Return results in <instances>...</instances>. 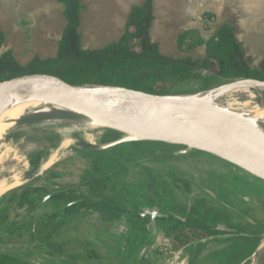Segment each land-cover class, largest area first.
I'll return each instance as SVG.
<instances>
[{"label": "rangeland", "instance_id": "obj_1", "mask_svg": "<svg viewBox=\"0 0 264 264\" xmlns=\"http://www.w3.org/2000/svg\"><path fill=\"white\" fill-rule=\"evenodd\" d=\"M144 1L82 0L83 48L101 49L118 42L131 8ZM64 9L59 0H0V29L6 37L2 52L13 51L24 67L36 57L55 58L67 25ZM154 14L150 36L164 56L204 59L205 42L222 25L230 24L246 54L254 57L255 66L264 59V0H156ZM185 33L189 36L181 48ZM130 47L140 51L139 41L133 40ZM226 84L229 83L211 89ZM261 94L252 101L264 104V91ZM224 100L241 105L249 101L238 95ZM34 112L17 120L18 125L0 141V154L8 151L4 175L10 178L20 173L23 180L20 186L0 196V254L14 256L19 264H215L219 260L238 264L243 257L255 253V246V251L259 249L257 255L252 254L244 264H264L263 180L217 157L186 153L184 148L167 144L126 142L105 147L110 143L103 141L108 129L92 128L86 125L88 119L78 114L58 111L62 119L78 122L62 132L44 121L53 116ZM38 115L48 118L32 121ZM64 140L71 144L62 149L59 162L42 173L43 163L61 148ZM98 149L103 150L100 155ZM38 151L44 154L40 168L35 169L30 160ZM146 151L148 154L142 155ZM27 187H42L51 196L47 195L36 209L28 205L20 208L14 201ZM59 191L80 201L98 203V208L76 207L65 213L66 206L50 201ZM201 197H207L204 202L213 205L210 209L214 208V213L202 209L205 203L196 201ZM177 200L180 203L172 209L170 203ZM77 203L78 200L70 204ZM153 204L161 205L164 215L185 217V210L193 209L191 217L194 220L197 215L199 224L215 217L239 233L258 236L239 235L233 240L199 244L191 238L193 235L185 234L186 227L161 231V227L176 225L172 216L159 222L161 232L157 231L149 244L151 231L138 220L136 212L145 219L140 207L151 208ZM112 213L121 220L111 221ZM55 214L59 218L51 222ZM248 237L254 246H244L238 258L239 244ZM143 242L149 245L140 251L137 245ZM215 252L218 253L199 261L203 255Z\"/></svg>", "mask_w": 264, "mask_h": 264}, {"label": "trees", "instance_id": "obj_2", "mask_svg": "<svg viewBox=\"0 0 264 264\" xmlns=\"http://www.w3.org/2000/svg\"><path fill=\"white\" fill-rule=\"evenodd\" d=\"M59 1L65 7L64 15L67 25L59 42L58 53L55 58L42 60L36 57L27 66H22L15 58L13 51L2 52L6 37L0 29V82L9 79L11 76L23 75L25 71L39 73L45 67L60 69V73L54 74L61 76L73 85L113 86L157 95L205 91L216 85L225 84L236 79L264 81V59L255 66L254 57L246 54L242 43L236 36L235 28L230 24L222 25L205 42L206 57L204 59H174L161 54L159 44L151 39L150 30L156 19L154 14L156 0H145L141 5H135L131 8L125 32L118 42L111 43L101 49L91 50L84 49L82 44L80 29L82 13L85 10L82 0ZM209 17L211 16L209 15ZM188 36V33L182 35L181 48ZM133 40L139 41L140 51H134L130 47ZM204 70L209 71L210 74L205 75ZM167 81L171 82L170 85H165ZM193 85L198 87L196 86L193 89L191 87ZM46 118H48L47 115H38L32 121H41ZM119 138L120 134L118 132L108 130L103 141L109 143ZM132 143L144 142L134 141ZM89 148H93V146ZM102 152L103 150L98 149L97 155ZM43 154L38 151L31 157L30 163L35 169L40 168ZM145 154H148V152L142 153V155ZM85 156L89 157L90 154ZM48 194L49 192L42 187H27L21 197L14 202L20 208L29 205L33 209L36 206H42V201ZM77 200L79 199L71 197L65 191L54 194L50 199L58 206H66L64 207L65 213H70L76 207L91 209L98 208L99 205L95 202L82 201L67 207L68 204ZM111 215L115 218L114 213ZM136 215L138 220H141L143 225L147 226L146 224L150 218L143 219L138 212H136ZM56 218L57 214L53 215L50 218L51 222ZM177 224H180V222ZM177 224L164 229L161 227V231H175L178 228ZM207 230L210 235L221 233L209 227H207ZM198 237L196 235L191 238L196 240ZM245 241L244 239L239 244L241 249L238 258H241L244 246L249 243L253 245L254 243L251 239ZM151 243L152 241H149V244ZM149 244L143 242L137 246L139 250H142L143 247ZM255 250L254 246L253 251L255 252ZM18 262V259L12 255L0 254V264H19ZM242 262L243 260L240 259L238 264ZM219 264H223V261H220Z\"/></svg>", "mask_w": 264, "mask_h": 264}, {"label": "water", "instance_id": "obj_3", "mask_svg": "<svg viewBox=\"0 0 264 264\" xmlns=\"http://www.w3.org/2000/svg\"><path fill=\"white\" fill-rule=\"evenodd\" d=\"M209 75L207 70L203 71ZM54 73H60L58 68H42L39 73L25 71L23 75L11 76L0 82V102L7 98L19 96L32 92H38L42 89L51 88L52 98L62 102L67 111L78 114L88 119L87 124H93L100 121L107 127L105 129L116 131L120 138L105 145V147L117 146L126 142L143 141L167 144L168 146L184 148L186 153H198L217 157L230 162L242 168L246 172L264 181V177L257 175L250 170L245 169L243 164L246 160L261 159L264 160V130L262 134H256L246 130L242 126H237L230 121L222 120L218 122V117L209 111L191 108L182 98L190 95H199L232 86L237 82L247 81L264 88V81L253 79H236L228 82L229 84L199 91L195 93H181L170 95H157L142 91L130 90L121 87L102 86L96 84L73 85ZM120 89L124 92L135 95L143 101L166 107L174 108L190 115H198L203 118L210 117L217 123L219 131L231 139H218L205 135H199L184 130H178L163 126L148 115H139L129 110L121 102L113 101L108 98L101 90ZM264 107V104H262ZM60 111V110H59ZM34 113L50 114L48 111H35ZM59 114L55 112L54 114ZM51 119L44 120L50 121ZM63 120V119H62ZM66 121V120H64ZM264 128V125H263ZM236 140H232V138ZM44 171H42L43 173ZM49 198V197H48ZM72 204H70L71 206ZM143 216L151 219L149 231L153 229L156 234L158 231V218L166 217L161 213L159 207L143 208ZM219 228V231H232L230 229ZM259 249L255 251L257 255Z\"/></svg>", "mask_w": 264, "mask_h": 264}, {"label": "bare ground", "instance_id": "obj_4", "mask_svg": "<svg viewBox=\"0 0 264 264\" xmlns=\"http://www.w3.org/2000/svg\"><path fill=\"white\" fill-rule=\"evenodd\" d=\"M262 91H264V88H260L250 82L243 81L216 91L186 96L182 98V100L185 101L191 108L206 110L216 115L219 123L224 119L226 121H230L231 123H235L237 126H242L248 131H252L256 134H262L264 130V107L259 103L252 101L259 95L261 96ZM101 92L111 100L121 102L132 112L139 115H148L163 126L218 138L221 140L231 139L229 136L224 135L221 131H219L217 126L218 122L215 123V121L210 117L203 118L195 114L190 115L180 110L166 107L164 104L155 105L143 101L135 95L124 92L120 89H102ZM51 93L52 89L47 88L38 92L21 94L19 96L7 98L0 102V141L8 133V131L18 125L17 120L34 111H48L53 113L51 114L53 116H51L52 120L48 123L62 132H66L71 129V127H74V125H77L78 122L66 121L69 123L68 125L64 119L62 120V115L57 113L54 114L59 110H67L69 108L62 102L53 99ZM229 95L242 96L249 101L242 105L237 101H225L224 98ZM90 126L98 129L107 127L100 121H95L93 124H90ZM232 140L234 141L236 138L233 137ZM69 143L70 141L68 140L65 141L62 146L60 145L61 148L53 152L52 155L43 163L41 171L49 170L53 167V165H55V163L63 156L62 149L67 147ZM7 159L8 151L2 155L0 154V196L15 187L20 186L23 182L20 173H16L10 178L4 175L6 172L5 170L3 172V167L6 164ZM11 159L13 158L11 157ZM243 164L245 165L246 170H250L257 175L264 177V160L251 159L244 161Z\"/></svg>", "mask_w": 264, "mask_h": 264}, {"label": "flooded vegetation", "instance_id": "obj_5", "mask_svg": "<svg viewBox=\"0 0 264 264\" xmlns=\"http://www.w3.org/2000/svg\"><path fill=\"white\" fill-rule=\"evenodd\" d=\"M59 192H61V191H59ZM58 193V192H57ZM50 194V193H49ZM48 194V195H49ZM69 194V193H68ZM70 195V194H69ZM51 195H49L48 197H50ZM148 197V196H147ZM154 198H156V197H154ZM205 198H207V197H201V200L199 199V200H196V201H205ZM209 199H211L210 197H208ZM195 201V202H196ZM78 202H82V201H80V200H78ZM180 203V201L179 200H177L176 202H174V203H170V204H172L173 206V208L172 209H175V207H176V205L175 204H179ZM205 204H202V209L203 210H206L207 212H213V210H214V208L213 209H210V208H212L213 207V205H210L209 206V204H207V202H204ZM29 206V205H28ZM38 207H40V206H38ZM37 206L35 207V208H33V209H36V208H38ZM153 207H159L160 208V210L161 211H163L162 210V206L161 205H156V204H153L152 206H151V208H153ZM29 208H31L30 206H29ZM142 210H140L141 211V213H143V208L145 209V207H140ZM32 209V208H31ZM172 209H169L168 211H172ZM139 211V212H140ZM194 213V210L193 209H191L190 211H189V209H187V210H185V217H180V218H176V214L173 216V215H169L168 213L167 214H165L166 215V217H162V218H158V220H157V222H158V231H160L159 230V222L162 220V219H166V220H169V219H172V216L176 219V224L178 223V222H180V224H177L178 225V227H180V226H183V227H186L188 230L186 231V233L185 234H188V235H193V236H196V235H198L199 237L198 238H196V240L195 241H199V242H206V243H208V242H218V241H226V240H233L234 238L233 237H238L239 235H246V236H258V235H255V234H243V233H239V232H237V230H236V228L235 227H233V226H231V224H229V223H226V222H224V221H222L221 219H215V217L212 219V220H204V221H206L204 224L203 223H200L199 224V222H198V219L196 218V216H195V218H194V220H193V218L191 217L192 216V214ZM214 213V212H213ZM204 216H205V213H204ZM59 218V216H58V214H57V218L55 219V220H57ZM147 218H150L149 216H147L145 219H147ZM203 218H205V217H203ZM109 219L111 220V221H120V220H117V219H115L112 215L111 216H109ZM54 220V221H55ZM178 221V222H177ZM209 222V223H208ZM151 224V219H149V221H148V223L146 224L147 225V227L149 228V225ZM50 225V224H49ZM222 226H224L225 228L224 229H230V230H232V231H220L221 233H219V234H212V235H210V234H208V230L206 229V230H203L202 228L203 227H205V228H207V227H209V228H212L213 230H218L219 231V228L221 227L222 228ZM161 232V231H160ZM239 233V234H238ZM157 236V233L155 234L154 233V231L153 230H151V233H150V236H149V238L151 239V241H153V238H155ZM182 236H184V235H181V237ZM186 237H189V236H187V235H185ZM184 236V237H185ZM248 240L249 239V237L248 238H243V240ZM194 241V242H195ZM237 243H239V242H237ZM187 248V246L186 247H184V249H186ZM141 251V250H140ZM193 253V252H192ZM216 253H218V252H215V253H210L208 256H206V258L207 257H211V255H213V254H216ZM254 255V254H253ZM253 255H250L249 257H243V262L242 263H240V264H244V263H246V260H248L251 256H253ZM220 262V261H219ZM219 262L217 263V264H219ZM24 264H28V263H25V262H23Z\"/></svg>", "mask_w": 264, "mask_h": 264}, {"label": "crops", "instance_id": "obj_6", "mask_svg": "<svg viewBox=\"0 0 264 264\" xmlns=\"http://www.w3.org/2000/svg\"><path fill=\"white\" fill-rule=\"evenodd\" d=\"M201 242H199V244H200ZM209 243V242H208ZM211 243V242H210ZM197 246V245H196ZM196 246H194V248L196 249ZM212 252H213V250H212ZM209 255V253H207V254H205V255H203V257L199 260V261H202V260H206L207 258H206V256H208ZM213 255H211V257H212ZM220 261V260H219ZM219 261H216L215 262V264H217Z\"/></svg>", "mask_w": 264, "mask_h": 264}]
</instances>
